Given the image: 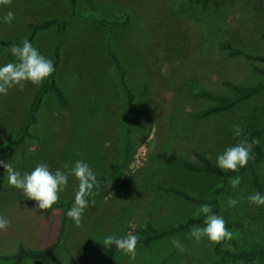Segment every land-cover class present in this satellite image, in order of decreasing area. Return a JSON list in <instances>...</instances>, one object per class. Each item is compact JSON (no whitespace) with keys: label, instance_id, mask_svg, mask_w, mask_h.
<instances>
[{"label":"rangeland","instance_id":"rangeland-1","mask_svg":"<svg viewBox=\"0 0 264 264\" xmlns=\"http://www.w3.org/2000/svg\"><path fill=\"white\" fill-rule=\"evenodd\" d=\"M9 10L15 20L0 23V64L14 61L9 45L29 39L31 23L65 20L62 31L54 25L38 31L31 42L54 60L56 80L69 103L62 106L53 94L48 95L32 128L41 140L24 143L6 163L24 172L41 162L57 168L83 159L97 177L93 203L78 226L66 218L63 237L48 264L211 262L215 243L206 237L196 241L190 230L137 244L135 259L119 249L103 252L90 246L108 235L133 233L147 221L164 226L196 215L200 204L159 187L173 186L207 197L221 177L170 165L167 159L175 156L197 162L195 151H202L216 163L226 146L248 141L252 131L264 126V112L257 109L264 103V91L223 113L192 117L211 103L192 97L199 86L231 96L233 92L223 85L225 79L239 85L264 79V73L253 68L264 70L263 61L231 55L219 45L226 41L250 54L264 55V0L206 4L201 0H76L74 9L69 0H11L0 6V17ZM109 49L126 67L127 82L136 96L130 121ZM41 85L25 82L23 88L13 87L0 95V141L19 129ZM233 125L240 126L241 137L233 136ZM258 143L263 155L252 161V167L264 182V134ZM127 148L130 162L125 164ZM236 176L240 184L233 188L229 179L216 213L237 223L230 230L232 239L227 240L233 250L264 244V205L247 199L258 192L252 173L247 170ZM78 184L70 176L60 199L72 196ZM229 198L237 204L230 206ZM35 204L8 185L5 171L0 173V214L11 221L0 231V253L15 252L20 245L40 249L57 239L60 210H41ZM0 264L14 263L0 260ZM22 264L38 263L25 260ZM220 264H264V259Z\"/></svg>","mask_w":264,"mask_h":264},{"label":"trees","instance_id":"trees-1","mask_svg":"<svg viewBox=\"0 0 264 264\" xmlns=\"http://www.w3.org/2000/svg\"><path fill=\"white\" fill-rule=\"evenodd\" d=\"M69 1L74 9L76 0ZM201 1L206 4L210 0ZM64 22L65 20L61 21L60 19H52L41 23H31L30 29L32 31V34L30 35L29 40L32 41L34 35L38 31L48 29L54 25H57L59 30L62 31L64 29ZM219 45L223 49L228 50L231 55H241L248 59H257L264 62V55L250 54L226 41H220ZM109 51L114 68L116 70L119 84L125 92V109L127 111L126 115L127 120L130 121V117L134 112V103L136 96L127 82L126 67L122 65L121 59L114 50L109 49ZM55 68L57 69V65L55 66ZM253 68L256 71L264 73V70L257 66H253ZM56 74L57 71H55L50 77H48L47 80L37 89L32 101L29 103L26 109L25 119L24 121H22L19 129L15 133L7 136L5 139L0 141V159L6 162L8 157L13 155L15 153V150L24 143H27L31 140H41L38 135L32 132V128L36 123V113L48 95L53 94L62 106H68V97L66 96L63 89L59 86L56 80ZM223 85L228 88V90L233 92V95L227 96L214 90L206 89L202 86H199L196 91L193 92V98L211 102L208 106L193 112L192 117L194 119H204L219 113H223L233 108L241 101L249 98L251 95L260 91H264V79L255 83H247L243 85H239L231 80L225 79L223 81ZM257 109L264 112V103L257 105ZM263 134L264 126L252 131L247 136L248 141L252 144V153L254 158L248 162V165L245 168L240 169L238 173L232 171H222L216 166V163H214L208 157V155H206L202 151H195V155L198 160L197 162H193L184 157L175 156L167 159V163L170 165L180 164L187 170L210 173L220 176L221 183L214 189H212L207 197H196L183 189L173 186H160L159 188L174 195L180 196L188 201L198 203L200 204V206L202 204H210L212 206L213 212L218 213L220 211V196L225 191L229 179L238 174H242L247 170H250L252 173V185L254 189H256L261 194H264V182L261 181L259 174L252 167V161L261 158L263 155L262 148L258 143V139H260ZM128 146H130V143H128ZM129 152V148H127L125 164H128L130 162V158L128 156ZM3 171V167H0V173ZM101 179L106 178L102 177ZM74 195L75 193L67 199H60L57 204L53 205L52 209H59L61 212L59 233L57 239L54 242L40 249L27 248L23 245H20L15 252L3 254L0 253V260L12 261L14 264H22L25 260H33L38 264H48L63 237L65 221L67 218L66 212L73 204ZM199 225H203V216L198 212L196 215L190 216L183 221H175L164 226H156L155 224L147 221L145 225L137 227L133 233L138 235L139 237L137 244H149L150 242L158 240L167 234L179 231H189L193 226ZM236 225V222L227 221L226 227L231 230ZM103 242L104 241L96 242L90 247L92 249L100 250L103 252H109L116 249L115 247H105L103 245ZM263 259L264 244H257L250 248L233 250L227 247V240H225L220 242L219 244L215 243L214 259L206 264H220L226 260L236 262Z\"/></svg>","mask_w":264,"mask_h":264},{"label":"clouds","instance_id":"clouds-1","mask_svg":"<svg viewBox=\"0 0 264 264\" xmlns=\"http://www.w3.org/2000/svg\"><path fill=\"white\" fill-rule=\"evenodd\" d=\"M10 3L11 0H0V6ZM14 20L15 13L11 10L0 17V23L11 24ZM9 51L15 59L13 62L0 64V95H7L9 89L13 87L23 88L25 82L41 85L56 71L54 60L43 55L29 39L9 45ZM242 135L240 126L233 125V136ZM105 146H108L107 142ZM253 158L252 145L246 139H240L217 154L216 166L222 171L238 173ZM0 167L6 172L8 185L19 189L26 199L35 201V208L41 210L52 209L68 186L69 177H75L79 184L73 204L66 212V216L77 226L81 223L85 210L93 203L90 198L97 177L92 167L83 159L76 160L71 167L65 164L62 167L52 168L48 163L41 162L30 171L24 172L0 159ZM230 184L233 188L237 187L240 184V177L230 178ZM247 199L257 206L264 205V194L260 192L248 195ZM237 202L232 198L228 200L230 206H235ZM199 213L203 216V226H193L190 230L191 238L200 241L206 237L208 241L216 244L232 239L233 233L226 227L227 221L222 215L213 212L210 204H202ZM10 223L7 216L0 214V231L6 230ZM138 240V235L134 233H127L124 236L108 235L103 245L108 248L115 247L131 259H135ZM174 243L177 248H182L179 241Z\"/></svg>","mask_w":264,"mask_h":264}]
</instances>
